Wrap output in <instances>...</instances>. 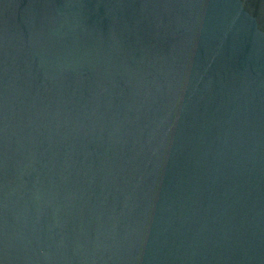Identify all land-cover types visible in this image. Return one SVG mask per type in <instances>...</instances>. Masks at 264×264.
Returning <instances> with one entry per match:
<instances>
[{"label": "water", "instance_id": "obj_1", "mask_svg": "<svg viewBox=\"0 0 264 264\" xmlns=\"http://www.w3.org/2000/svg\"><path fill=\"white\" fill-rule=\"evenodd\" d=\"M0 264H264V0H0Z\"/></svg>", "mask_w": 264, "mask_h": 264}]
</instances>
